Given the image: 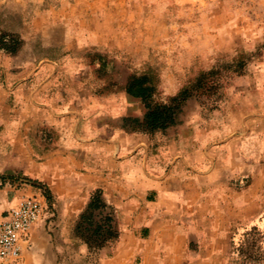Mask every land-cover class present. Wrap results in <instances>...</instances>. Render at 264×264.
Listing matches in <instances>:
<instances>
[{
    "label": "crops",
    "instance_id": "obj_1",
    "mask_svg": "<svg viewBox=\"0 0 264 264\" xmlns=\"http://www.w3.org/2000/svg\"><path fill=\"white\" fill-rule=\"evenodd\" d=\"M107 1L40 9L21 29L22 49L0 51V170L49 189L59 230H75L102 190L119 230L102 264H224L234 222L250 219L244 205L263 202L264 63L221 108L148 133L134 122L145 106L125 85L154 62H138L136 35L113 30L136 4Z\"/></svg>",
    "mask_w": 264,
    "mask_h": 264
},
{
    "label": "rangeland",
    "instance_id": "obj_2",
    "mask_svg": "<svg viewBox=\"0 0 264 264\" xmlns=\"http://www.w3.org/2000/svg\"><path fill=\"white\" fill-rule=\"evenodd\" d=\"M77 1L84 4L93 0H0V30L18 32L22 35L23 25L28 24L40 9L64 6L66 3ZM107 2L136 4L129 12L122 11L120 15L126 17L122 21L124 25L115 26L113 30L114 34L131 32L136 35L137 42L131 48L137 54L138 62L144 56H148L160 68L164 75V89H159L157 99L168 101L170 96L177 93L178 87L182 84L187 85L201 71L212 68L219 70L214 84L218 89L216 93L193 98V102L184 110L185 115L192 116L199 110L209 114L221 108L232 93H239L246 85V79L253 78L258 68L263 66L264 0ZM128 18L131 19L129 24ZM79 19L81 17L75 18L77 21H80ZM29 32L30 30L24 35H30ZM225 43H230L228 46L232 47L223 56L215 59L217 47L221 44L222 48H225ZM193 56L201 58L194 65ZM244 56L247 62L246 74H238L227 67L229 64H237ZM21 188H28V195L36 196L45 203L44 213L37 222L38 230H32L30 242L24 253L27 264H102L103 257L111 255L113 242L107 243L101 249L90 248L82 239L76 237L75 230H59L61 227L59 220L50 216L51 209L45 195V185L22 172L0 170V189H3L0 192H4L0 195V202L3 204L0 208V217L18 203V195L16 197L14 195L19 194L17 191ZM257 196L262 199V204L255 203L254 206L245 204L244 216L249 214V220L256 222L262 229L260 245L264 258V192ZM256 210L258 215L250 217ZM237 222L239 221L234 223ZM28 233L25 234V238ZM234 238L235 241L242 239L240 233L235 234ZM236 256L237 254L232 256V260ZM226 260L230 262L231 258L225 259L223 263ZM234 264L237 263L234 261Z\"/></svg>",
    "mask_w": 264,
    "mask_h": 264
},
{
    "label": "trees",
    "instance_id": "obj_3",
    "mask_svg": "<svg viewBox=\"0 0 264 264\" xmlns=\"http://www.w3.org/2000/svg\"><path fill=\"white\" fill-rule=\"evenodd\" d=\"M25 43L24 38L18 32L0 30V51L9 55H16ZM225 52H218L216 58L223 56ZM242 57L237 64H229L227 67L238 74H246L247 62ZM100 68L108 66L107 59L99 56ZM143 73H132L127 79L125 90L135 98L141 99L145 106L142 120L134 119L136 125L148 133L163 131L181 122L184 110L193 101V98L215 94L217 87L216 77L219 70L212 68L201 71L193 77L191 82L183 85L176 94L170 96L168 101L157 99L161 82V71L156 64L147 65ZM45 195L50 199V191L46 188ZM240 230H242L240 232ZM261 227L254 221L244 220L233 224L231 232V246L224 264H263L264 258L260 245L263 236ZM240 233L242 239L235 241L234 235ZM75 235L88 244L90 248L101 249L109 242H114L119 237L114 211L107 204L103 192L96 189L90 198L86 208L80 214L76 226ZM237 256L232 260V256Z\"/></svg>",
    "mask_w": 264,
    "mask_h": 264
},
{
    "label": "built area",
    "instance_id": "obj_4",
    "mask_svg": "<svg viewBox=\"0 0 264 264\" xmlns=\"http://www.w3.org/2000/svg\"><path fill=\"white\" fill-rule=\"evenodd\" d=\"M45 203L36 196L22 195L0 217V264H22L30 232L42 217ZM28 236L25 238V234Z\"/></svg>",
    "mask_w": 264,
    "mask_h": 264
}]
</instances>
